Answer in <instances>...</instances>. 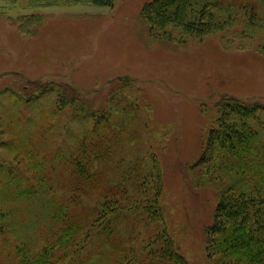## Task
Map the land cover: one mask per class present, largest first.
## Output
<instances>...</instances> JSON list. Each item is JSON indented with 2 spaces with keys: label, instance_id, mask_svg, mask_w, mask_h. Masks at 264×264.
Returning <instances> with one entry per match:
<instances>
[{
  "label": "trees",
  "instance_id": "1",
  "mask_svg": "<svg viewBox=\"0 0 264 264\" xmlns=\"http://www.w3.org/2000/svg\"><path fill=\"white\" fill-rule=\"evenodd\" d=\"M74 1L113 7L116 0ZM237 2L151 0L141 16L155 36L185 43L226 29L224 14ZM132 82L109 81L116 88L102 110L89 93L43 80L22 83L23 93L2 106L9 131L0 129V264H189L163 221L156 156L139 162L145 155L125 144L139 140L129 135L137 112ZM18 105L21 113L25 105L35 113L17 121ZM211 106L216 118L195 165H206L209 175L211 167L223 169V187L237 179L223 191L216 186L221 195L206 228V251L216 264H264V100L222 94ZM14 121L23 130L16 132ZM96 192L101 198L93 204ZM21 206L31 211L30 227L20 220ZM148 226L154 230L143 234Z\"/></svg>",
  "mask_w": 264,
  "mask_h": 264
},
{
  "label": "rangeland",
  "instance_id": "2",
  "mask_svg": "<svg viewBox=\"0 0 264 264\" xmlns=\"http://www.w3.org/2000/svg\"><path fill=\"white\" fill-rule=\"evenodd\" d=\"M148 1L116 0L109 7L74 0H0V114L30 80L68 83L93 96L102 110L116 88L109 81L129 76L137 104L129 135L139 140L125 144L145 155H132L139 162L156 156L163 221L189 264H216L205 248L206 228L221 191L237 177L231 175L223 187V169L213 173L211 167L209 175L206 165L195 164L216 118L211 105L222 94L264 100V2L230 5L226 29L193 35L183 43L152 33L141 16ZM50 101L41 100L40 106ZM19 108L13 116L17 121L35 113L27 105L22 113ZM70 114L67 107L64 121ZM17 121L19 132L23 129ZM1 128L9 131L2 120ZM25 131L29 134L31 128ZM51 175L62 179L60 172ZM91 195L93 204L101 198L98 192ZM20 208L21 222L30 227L31 211ZM141 230L146 234L154 228Z\"/></svg>",
  "mask_w": 264,
  "mask_h": 264
}]
</instances>
